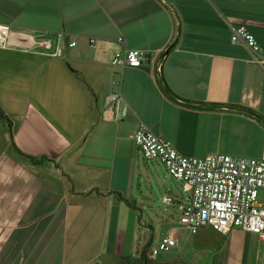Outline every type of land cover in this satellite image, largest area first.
<instances>
[{
  "label": "crops",
  "instance_id": "crops-1",
  "mask_svg": "<svg viewBox=\"0 0 264 264\" xmlns=\"http://www.w3.org/2000/svg\"><path fill=\"white\" fill-rule=\"evenodd\" d=\"M0 24L16 33L0 49L12 116L0 125V264H93L84 252L98 243L125 253L140 120L186 157L262 156L264 65L231 38L244 26L264 49V0H0ZM126 47L158 56L121 76L111 62ZM121 78L118 120L108 98ZM167 236L175 264H261L242 228Z\"/></svg>",
  "mask_w": 264,
  "mask_h": 264
},
{
  "label": "built area",
  "instance_id": "built-area-1",
  "mask_svg": "<svg viewBox=\"0 0 264 264\" xmlns=\"http://www.w3.org/2000/svg\"><path fill=\"white\" fill-rule=\"evenodd\" d=\"M16 38L15 30L9 25L0 24V49H8ZM119 43L126 46L123 38ZM234 44L246 45L255 61L264 65V49L255 36L246 27L240 26L233 32ZM39 47L49 49L51 41L37 40ZM72 43L70 46H74ZM156 52L145 53L138 50L117 52L111 66L120 69V75L127 68H141L148 61H155ZM161 67L158 68L160 71ZM118 91L110 94L108 101L116 112L115 119L121 120L127 114V105L122 95V78ZM137 147L148 161H158L164 165L169 176L192 190L188 204L175 203V199L164 197L167 205H176L181 214L180 224L192 233L198 229H210L218 234L227 235L233 228L239 227L259 237L263 246L261 264H264V204L258 203L259 191L264 190V149L260 158L211 154L206 157H186L180 154L169 140L156 134L143 120L133 135ZM178 242L165 236L151 247L153 257L177 248Z\"/></svg>",
  "mask_w": 264,
  "mask_h": 264
},
{
  "label": "rangeland",
  "instance_id": "rangeland-1",
  "mask_svg": "<svg viewBox=\"0 0 264 264\" xmlns=\"http://www.w3.org/2000/svg\"><path fill=\"white\" fill-rule=\"evenodd\" d=\"M1 106L5 108L3 95L1 96L0 91V110L4 114V119H1L0 116V125L2 126L6 118H12V116L10 112L2 109ZM24 106L25 104L20 101L17 108L21 111ZM137 152L134 197L138 201L137 209H133L134 211L131 214L125 253L121 256L104 254L101 244L98 243L95 249H89L84 252L85 258L97 259L93 264H121L122 257H140L149 243L155 245L168 235V230L171 227H181V214L178 207L168 206L163 202V199L166 196L176 197L181 200V203L188 204L192 196V190L186 184L173 180L162 163L146 160L139 148ZM139 182L142 185V194L137 191ZM186 187L187 191H185ZM258 203L264 204V190L259 191ZM177 253V251L171 250L167 253H161L157 257H151V259L157 264L172 263V261L177 260ZM188 256L187 260L193 258L190 253Z\"/></svg>",
  "mask_w": 264,
  "mask_h": 264
},
{
  "label": "trees",
  "instance_id": "trees-1",
  "mask_svg": "<svg viewBox=\"0 0 264 264\" xmlns=\"http://www.w3.org/2000/svg\"><path fill=\"white\" fill-rule=\"evenodd\" d=\"M160 83L162 84L163 88L165 89V92L174 98H177L176 95L167 87L164 80L160 79ZM0 116L4 117L3 112L0 110ZM151 243H149L145 249L143 250L140 257L133 258V257H122L120 263L121 264H157L154 260L151 259ZM160 264V263H159ZM164 264H175V263H164Z\"/></svg>",
  "mask_w": 264,
  "mask_h": 264
},
{
  "label": "water",
  "instance_id": "water-1",
  "mask_svg": "<svg viewBox=\"0 0 264 264\" xmlns=\"http://www.w3.org/2000/svg\"><path fill=\"white\" fill-rule=\"evenodd\" d=\"M170 50H168L166 53H168Z\"/></svg>",
  "mask_w": 264,
  "mask_h": 264
}]
</instances>
